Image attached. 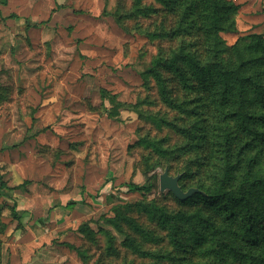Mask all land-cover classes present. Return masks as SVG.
<instances>
[{"label":"rangeland","instance_id":"374dc122","mask_svg":"<svg viewBox=\"0 0 264 264\" xmlns=\"http://www.w3.org/2000/svg\"><path fill=\"white\" fill-rule=\"evenodd\" d=\"M225 1L239 7L234 28L220 32L226 45L264 33V0ZM165 5L0 0V264L205 262L199 246L180 250L168 239L167 226L140 209L143 203L158 213L200 210L216 217L200 193L214 186V176L195 167L184 170L176 153L158 151L185 141L170 120L178 128L198 121L207 138L217 119L209 112L215 100L206 98V90L193 83L185 88L164 66L157 80L154 57L176 46L174 37H186L182 29L170 33L182 16ZM198 11L196 3L190 12L196 18ZM192 34L189 39L199 38ZM102 89L121 105L104 99ZM171 94L185 105H169ZM237 135L247 145L242 152L262 149L264 160L257 140ZM206 144L200 145L204 152ZM165 170L179 177L185 193L193 189L189 197L162 188ZM238 177L234 171L231 185ZM149 181L150 191L128 185ZM127 237L149 254L128 246Z\"/></svg>","mask_w":264,"mask_h":264},{"label":"trees","instance_id":"16d2710c","mask_svg":"<svg viewBox=\"0 0 264 264\" xmlns=\"http://www.w3.org/2000/svg\"><path fill=\"white\" fill-rule=\"evenodd\" d=\"M162 1L166 8L179 11L182 16L179 26L169 27L170 33L182 29L186 37H174L177 45L154 57L157 80L160 83L163 79L160 68L164 66L176 74L185 88L193 83L206 90V98L215 100L214 105L208 106L209 112L216 114L217 119L213 134L210 132L207 138L196 126L198 121H188L178 128L170 120L169 125L185 141L179 139L174 148L158 146V151L176 153L184 170L195 167L214 176V186L202 187L200 193L212 205L216 217L205 216L200 210L189 213L160 209L158 213L154 206L143 203L140 209L150 210L159 224L167 226L168 239L180 250L199 246V254L205 260L199 264H264V160L259 154L262 149L253 154L242 152L239 148L247 145H242L237 135L250 137L251 142L257 140L264 147V33L244 35L230 47L220 32L234 28L237 4L225 0ZM196 3L199 11L195 18L190 9ZM227 19L228 27L223 25ZM193 31L198 32V39H189ZM196 46L198 51L194 50ZM101 94L104 99L110 98L112 104L121 105L108 90L102 89ZM166 100L171 106L185 105L172 94ZM109 113L115 114L112 110ZM168 141H174L173 137ZM202 142L207 143L205 152L200 147ZM210 147L213 155L209 153ZM211 159L214 163H210ZM234 171L239 172L235 186L231 185ZM128 185L137 191L154 187L150 181ZM14 215L19 219L17 209ZM139 232L148 234L143 228ZM127 240L128 246L149 254L130 237Z\"/></svg>","mask_w":264,"mask_h":264},{"label":"water","instance_id":"95a60500","mask_svg":"<svg viewBox=\"0 0 264 264\" xmlns=\"http://www.w3.org/2000/svg\"><path fill=\"white\" fill-rule=\"evenodd\" d=\"M161 186L164 189L172 190L175 195L180 199H185L189 197L193 191L190 189L188 192H184L179 185V177L170 175L168 170H165L164 173L161 175Z\"/></svg>","mask_w":264,"mask_h":264}]
</instances>
